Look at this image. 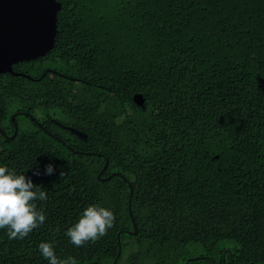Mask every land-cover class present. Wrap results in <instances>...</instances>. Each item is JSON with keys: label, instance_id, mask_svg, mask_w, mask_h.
<instances>
[{"label": "trees", "instance_id": "obj_1", "mask_svg": "<svg viewBox=\"0 0 264 264\" xmlns=\"http://www.w3.org/2000/svg\"><path fill=\"white\" fill-rule=\"evenodd\" d=\"M57 1L54 48L14 65L23 75L0 74V166L48 197L34 201L46 220L27 237L0 229V264H48L43 242L61 259L113 264L119 233L118 264L198 255L223 264L226 248V264H264V0ZM20 112L67 145L22 115L10 140ZM106 159L102 177L127 180L100 181ZM129 184L137 236L126 233ZM89 205L112 211L115 223L76 247L65 233Z\"/></svg>", "mask_w": 264, "mask_h": 264}, {"label": "water", "instance_id": "obj_2", "mask_svg": "<svg viewBox=\"0 0 264 264\" xmlns=\"http://www.w3.org/2000/svg\"><path fill=\"white\" fill-rule=\"evenodd\" d=\"M61 9L62 5L57 0H0V74L11 73L14 76L23 75L14 72L13 66L20 62L32 61L44 57L54 48L58 32V13ZM25 77L32 79L29 75H25ZM134 101L138 105H144L142 95H135ZM19 115L31 118L48 135L56 138L60 143L67 145L63 140L56 137L39 123L33 115L26 112L15 113L11 117L15 131L11 137H8L10 140L15 139L18 135L19 126L15 119ZM66 129L80 139L87 140V135L84 132L72 127H66ZM0 131L2 130L0 129ZM2 133L6 136L3 131ZM68 149L79 155L95 154L76 151L70 146H68ZM98 155L102 156L101 154ZM108 167L109 161L106 159V163L98 175L100 181H109L115 176L127 180L120 173H113L106 178L102 177ZM129 185V215L133 224V230L126 231V233L131 236H137L139 228L134 219L131 206L134 191L132 185ZM118 244V255L113 264H118L122 254L121 233L118 234ZM190 261L191 259L187 260V264Z\"/></svg>", "mask_w": 264, "mask_h": 264}, {"label": "clouds", "instance_id": "obj_3", "mask_svg": "<svg viewBox=\"0 0 264 264\" xmlns=\"http://www.w3.org/2000/svg\"><path fill=\"white\" fill-rule=\"evenodd\" d=\"M53 173L54 166L51 163L45 165L44 174ZM33 175L38 176L40 173L34 171ZM60 175L64 176L65 173L61 172ZM47 198V191L42 186L34 185L30 177L0 166V229H7L10 240L23 239L44 224L46 216L42 209L38 210L34 201H46ZM114 223L115 216L112 211L98 205H89L78 222L67 229L65 235L74 246L83 247L86 243L96 242L106 235ZM39 251L48 264H78L74 257L59 258L50 243H41Z\"/></svg>", "mask_w": 264, "mask_h": 264}, {"label": "flooded vegetation", "instance_id": "obj_4", "mask_svg": "<svg viewBox=\"0 0 264 264\" xmlns=\"http://www.w3.org/2000/svg\"><path fill=\"white\" fill-rule=\"evenodd\" d=\"M48 70H50L51 72H52V74L53 75H56V74H58V75H61V76H65V75H63V74H61V73H58V72H56V70H54V69H48ZM66 77V76H65ZM36 118V117H35ZM30 119V118H29ZM37 119V121L39 122V123H41L42 125H43V122H45V120L44 121H40V120H38V118H36ZM31 120V119H30ZM32 121V120H31ZM35 125H37V123H35L34 121H32ZM52 122L55 124V125H57L58 127H60L61 129H64V130H67L66 129V127H69V126H67V125H65V124H63V123H61V122H59V121H56V120H52ZM13 126H14V123H13ZM44 126V125H43ZM37 127H39L38 125H37ZM45 127V126H44ZM14 130H15V127H14ZM225 251H226V254H224L223 255V264H226V260H227V256H230L229 257V261L230 262H232V259H233V256H234V253L232 252V250L231 249H229V248H226L225 249ZM199 258H209V260L213 263V264H217V262L215 261L216 260V258H213V257H208V256H200V255H198V256H194V257H191L190 259H191V261L192 260H195V259H199ZM189 260V259H188ZM190 261V262H191Z\"/></svg>", "mask_w": 264, "mask_h": 264}, {"label": "rangeland", "instance_id": "obj_5", "mask_svg": "<svg viewBox=\"0 0 264 264\" xmlns=\"http://www.w3.org/2000/svg\"><path fill=\"white\" fill-rule=\"evenodd\" d=\"M22 124H29V122L26 119H20L19 120ZM198 249H195L194 252H198Z\"/></svg>", "mask_w": 264, "mask_h": 264}]
</instances>
